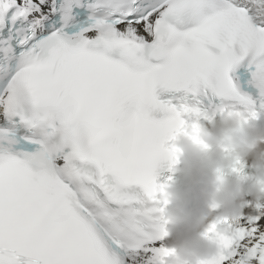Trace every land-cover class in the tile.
<instances>
[{"label": "snow or ice", "instance_id": "6c2138e0", "mask_svg": "<svg viewBox=\"0 0 264 264\" xmlns=\"http://www.w3.org/2000/svg\"><path fill=\"white\" fill-rule=\"evenodd\" d=\"M217 98L264 117V0H0V264L167 255L155 168ZM207 237L264 264V199Z\"/></svg>", "mask_w": 264, "mask_h": 264}, {"label": "clouds", "instance_id": "9594fccd", "mask_svg": "<svg viewBox=\"0 0 264 264\" xmlns=\"http://www.w3.org/2000/svg\"><path fill=\"white\" fill-rule=\"evenodd\" d=\"M193 123L195 129L190 125L168 144L174 150L172 178L160 196L167 202L162 247L168 254L155 264H202L216 257L219 248L207 237L208 225L238 218L248 196L264 199L257 185L245 186L234 172L239 161L250 160L257 177H264V117L250 119L243 109L228 107Z\"/></svg>", "mask_w": 264, "mask_h": 264}, {"label": "bare ground", "instance_id": "6f19581e", "mask_svg": "<svg viewBox=\"0 0 264 264\" xmlns=\"http://www.w3.org/2000/svg\"><path fill=\"white\" fill-rule=\"evenodd\" d=\"M251 264H258V261L253 260V261L251 262Z\"/></svg>", "mask_w": 264, "mask_h": 264}]
</instances>
